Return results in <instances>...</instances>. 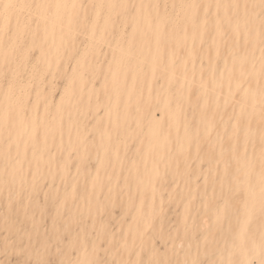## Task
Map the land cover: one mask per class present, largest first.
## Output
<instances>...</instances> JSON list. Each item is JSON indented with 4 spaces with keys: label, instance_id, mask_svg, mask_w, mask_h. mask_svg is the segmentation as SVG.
<instances>
[{
    "label": "bare ground",
    "instance_id": "bare-ground-1",
    "mask_svg": "<svg viewBox=\"0 0 264 264\" xmlns=\"http://www.w3.org/2000/svg\"><path fill=\"white\" fill-rule=\"evenodd\" d=\"M11 2L33 7H0V222L15 236L4 252L261 264L260 0ZM228 3L239 7H215ZM218 15L239 30L221 39Z\"/></svg>",
    "mask_w": 264,
    "mask_h": 264
},
{
    "label": "snow or ice",
    "instance_id": "snow-or-ice-1",
    "mask_svg": "<svg viewBox=\"0 0 264 264\" xmlns=\"http://www.w3.org/2000/svg\"><path fill=\"white\" fill-rule=\"evenodd\" d=\"M120 6L121 7H125V8L129 7L126 4H123V5H120ZM0 7H2L4 9L5 18H7V13H9L12 9L19 8V7L29 8V7H33V6L32 5H18V4L12 3L11 0H9L8 3L0 4ZM34 7L37 8V9H44V10L50 11L53 8L59 9L61 7H66V6L58 5V4H44V3H41V4L35 5ZM72 7L73 8L79 7L81 9H86L89 6L85 5V4H79V5H72ZM91 7L95 8L97 6L96 5H92ZM99 7H104V5H99ZM188 7L193 8V9H197V8H202V7H211V5H203L202 6V5H198V4L192 3V4H189ZM215 7L217 9H219L221 7L225 8V9H232V8H238L239 4H233V3L216 4ZM244 7L248 8L249 5L245 4ZM252 7L254 8V7H256V5L253 4ZM259 7H260L261 13H262V19H261L262 36H264V0H260ZM97 15H99V14H97ZM31 19L33 21H35V20L38 19V17H31ZM205 23H207V21H205ZM27 24H28V19L25 20V27L27 26ZM232 24H235V29L234 30L238 31L239 30V25H240L239 20H235L230 15H226L225 17H219V15H218L217 21H216V28H217V31H218V35L221 37V39L223 38L224 35H226V31L224 30L225 26L232 25ZM261 75H262V78H264V68H262ZM260 103H261V106H262V112H264V88L261 89ZM262 157H264V154H262ZM262 196H264V191H262ZM24 264H53V262L49 261V260H35V261L29 260V261H24ZM63 264H81V262L69 260V261L63 262ZM83 264H89V262L85 261V262H83ZM91 264H97V262L93 261V262H91ZM149 264H165V262L163 260H160V261L153 260V261H149ZM168 264H176V262L169 261ZM185 264H189V262H185ZM261 264H264V257H262V259H261Z\"/></svg>",
    "mask_w": 264,
    "mask_h": 264
},
{
    "label": "rangeland",
    "instance_id": "rangeland-1",
    "mask_svg": "<svg viewBox=\"0 0 264 264\" xmlns=\"http://www.w3.org/2000/svg\"><path fill=\"white\" fill-rule=\"evenodd\" d=\"M259 17H260V19H262V13H260ZM82 36L85 37V34H82ZM79 39H80V37H79ZM66 80H67V78L65 80L57 79L54 81L53 86H55V90H54V94H53V100H55L56 98H58L60 96L61 89L64 86V83ZM201 181H202L201 178L197 179V182L200 183ZM39 196H40L39 201L42 202V204H44L45 199L43 197V194H42V196H41V194H39ZM4 212H5V205L2 203V199H0V219H1V215H3ZM118 215H119V212L116 213V216H118ZM14 217H16V216L14 215ZM172 218L174 219V216H172ZM120 219L121 218H119L118 220H120ZM16 220H17V217H16ZM47 220L48 219H45V221H47ZM116 226H117V224H115L112 227V229H114ZM5 238H7L11 243H13L14 240H12V238H15V236L7 235V233H5V230H2L1 222H0V264H24V261H29V260L35 261L33 258L26 260V254L23 251L19 252V253L17 251H11L10 254H7L6 252H4L3 243H4ZM197 239H200V238H197ZM20 244H22V243L17 241V243L15 245L20 246ZM54 246H56V245H54ZM58 246H59V249H57V250L54 249L55 251L49 256V261H52L53 264H55V262H56V257L58 255V253H61L64 250L62 248V244H59ZM214 257L216 258L217 256L214 255Z\"/></svg>",
    "mask_w": 264,
    "mask_h": 264
}]
</instances>
